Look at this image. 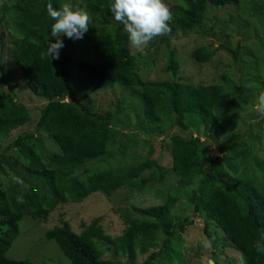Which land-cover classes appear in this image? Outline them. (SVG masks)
<instances>
[{"label":"trees","instance_id":"16d2710c","mask_svg":"<svg viewBox=\"0 0 264 264\" xmlns=\"http://www.w3.org/2000/svg\"><path fill=\"white\" fill-rule=\"evenodd\" d=\"M78 1L79 8L89 13L92 22L84 37L70 44L90 52L95 60L82 58L76 62L77 79L91 90L115 84L136 92L142 114L137 129L157 137L169 134L171 167L168 169L179 175V183L169 188L161 205L144 208L138 216L127 215L129 225L118 237L105 234L98 217L88 224L81 222L80 233L74 232L70 224L62 220L60 225L46 231L45 238L57 244L70 264H119L112 259H104L107 253L114 257L126 256L130 264H136L138 255L147 254L157 244L159 234L172 235L174 206L183 188L196 183L195 189L188 192V199L194 212L205 218L203 231L207 233L208 220L214 221L225 238L241 252L246 264H264V190L256 184L257 177L253 180L238 173L233 175L226 167L231 163L224 159L229 155L228 146L239 136L221 121V113L227 105L224 88L218 84L193 85L144 79L137 65L141 54L131 53L128 34L124 26L115 21L110 10L113 0ZM176 1L178 3L171 10L170 34L190 31L201 25L208 4L214 7L235 6L242 0ZM73 2L51 0L57 10L63 3ZM48 3L49 0L11 1L20 12L13 64L27 88L45 101L35 128L44 131L56 143L58 152L48 155L44 161L35 151L31 152L33 146L30 149L26 146L30 155L26 157L25 171L39 180L46 189L45 194L37 190L20 192L13 179L8 181L5 189L0 186V264H33L28 259L14 260L5 256L19 234L18 223L23 217L45 222L59 204L78 203L96 192L109 197L122 187L142 190L148 183L161 182L168 171L151 160L152 152H149L141 162L131 161L121 171L107 167L90 171L86 177H71L87 164L109 157L112 131L119 126L118 114L95 112L74 96L67 69L69 49L65 50L64 46L56 60L47 55L53 39L51 27L55 23L48 14ZM61 39L65 45L68 38L64 36ZM221 47L235 61L238 60V49ZM192 56L197 62L206 63L212 53L200 47L193 51ZM3 65L1 59L0 69ZM178 67L177 53L172 50L167 55L164 71L175 76ZM242 100L247 102L245 97ZM8 103L11 106L9 110L0 109V139L30 120L23 107H16L12 99ZM201 128L204 130V142L186 134ZM31 136L32 133L19 135L4 148L0 153V172L4 171L5 152L16 148L23 155V141ZM211 146L216 150L209 149ZM231 156L236 160V153ZM240 158L238 163L244 164L248 155L243 154ZM145 171L152 173L145 176ZM21 194L25 202L18 204L17 196ZM178 228L183 230L182 226ZM207 238L214 242L210 234ZM258 247L260 251H257ZM156 256L155 252L149 254L142 264H152Z\"/></svg>","mask_w":264,"mask_h":264},{"label":"rangeland","instance_id":"374dc122","mask_svg":"<svg viewBox=\"0 0 264 264\" xmlns=\"http://www.w3.org/2000/svg\"><path fill=\"white\" fill-rule=\"evenodd\" d=\"M11 1L0 0V60L4 61L0 69V109L9 110L11 106L8 100L12 99L16 107L20 106L28 111L30 120L0 139V153L19 135L32 133L33 136L23 141V155L16 148L5 152L6 162L2 164L4 171L0 172V186L5 189L10 179L15 182V178L19 176L30 185L28 189L21 191L20 186L15 183L20 192L37 190L45 194L46 189L39 180L25 171L26 157L30 155L26 146L29 149L33 146L31 152L35 151L44 161H47L48 155L57 153L58 147L44 131L35 128L45 101L27 88L25 80L13 64L20 12ZM79 2L74 0L73 7L79 8ZM165 3L172 10V6L178 2L165 0ZM71 41L73 39L65 41V50L69 49L67 69L72 93L95 112L118 114L119 125L112 131L109 157L87 164L71 177H86L90 171L107 167L121 171L131 161L141 162L149 152H152L150 159L160 167L170 168L169 134L157 137L137 129L142 114L140 99L134 90L115 84L91 90L78 80L76 62L82 58L95 60V57L76 44L71 46ZM221 46L231 50L238 49V60L235 61ZM200 47H205L212 53L206 63H199L192 56L193 51ZM129 48L132 54H141L137 65L140 75L146 80L193 85L218 84L224 88L227 105L221 113V121L228 125V130L239 136L237 141L228 146L229 155L224 159L231 163L226 167L233 175L238 173L253 180L257 177L259 180L256 184H260L264 190V118L249 112V106L254 105L260 94L264 93V0H242L238 5L226 7L208 4L201 25L190 31H176L156 37L142 51L133 48L130 42ZM172 50L176 51L179 63L175 76L164 71L167 55ZM203 132L202 128L192 129L186 134L204 142ZM209 149L216 150L213 146ZM233 153L237 154L236 160L231 156ZM243 154L248 155V158L246 163L239 164ZM152 172L145 171L144 174L148 176ZM178 183L179 175L168 169L161 182L148 183L142 190L122 187L109 197L96 192L78 203L59 204L49 213L45 222L25 216L19 221V234L5 256L14 260L28 259L33 264H70L57 244L45 238L47 230L65 220L74 232L80 233L81 222L88 224L100 217V225L105 234L118 237L129 225L127 215L138 216L144 208L161 205L169 188ZM196 185L185 186L174 206L172 218L175 228L172 235L159 234L157 244L147 254L138 255L136 264H142L154 252L157 256L152 264H208L209 260L213 264H239L241 252L225 238L214 221L208 220L207 233L203 231L205 218L201 213L194 212L188 199V192L195 189ZM179 226H182V231ZM207 234L214 239L210 249L204 248V241L208 240ZM103 258L112 259L119 264H130L126 256L114 257L112 253H107Z\"/></svg>","mask_w":264,"mask_h":264},{"label":"clouds","instance_id":"9594fccd","mask_svg":"<svg viewBox=\"0 0 264 264\" xmlns=\"http://www.w3.org/2000/svg\"><path fill=\"white\" fill-rule=\"evenodd\" d=\"M110 10L115 21L124 26L130 45L137 50L142 51L154 38L171 32L169 22L173 14L165 0H113ZM47 11L55 21L50 33L55 43L52 42L53 39L50 41L47 55L52 60H56L60 58V50L65 46L61 37L66 36L73 40L82 39L88 32L92 21L88 12L74 8L71 3H63L57 10L49 0ZM249 112L264 118V93L260 94L254 105L249 106ZM15 183L20 186L21 191L30 187L19 176L15 178ZM24 202L23 195H18L17 203L23 204ZM211 247L212 242L206 239L204 248L210 249ZM257 251H260L259 247ZM208 264H213V262L209 260ZM239 264H246L243 256L240 257Z\"/></svg>","mask_w":264,"mask_h":264}]
</instances>
